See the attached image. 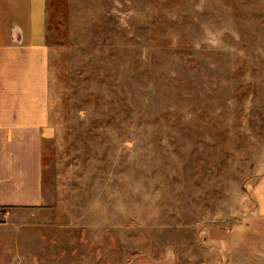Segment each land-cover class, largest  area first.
<instances>
[{"label":"rangeland","instance_id":"1","mask_svg":"<svg viewBox=\"0 0 264 264\" xmlns=\"http://www.w3.org/2000/svg\"><path fill=\"white\" fill-rule=\"evenodd\" d=\"M43 204L0 264H264V0H48Z\"/></svg>","mask_w":264,"mask_h":264},{"label":"crops","instance_id":"2","mask_svg":"<svg viewBox=\"0 0 264 264\" xmlns=\"http://www.w3.org/2000/svg\"><path fill=\"white\" fill-rule=\"evenodd\" d=\"M48 0H0V206L43 204L50 113ZM264 216V178L255 187Z\"/></svg>","mask_w":264,"mask_h":264},{"label":"trees","instance_id":"3","mask_svg":"<svg viewBox=\"0 0 264 264\" xmlns=\"http://www.w3.org/2000/svg\"><path fill=\"white\" fill-rule=\"evenodd\" d=\"M50 1V0H49Z\"/></svg>","mask_w":264,"mask_h":264}]
</instances>
